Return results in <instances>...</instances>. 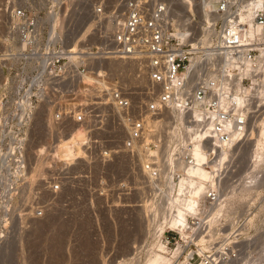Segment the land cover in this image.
<instances>
[{
    "label": "built area",
    "instance_id": "obj_1",
    "mask_svg": "<svg viewBox=\"0 0 264 264\" xmlns=\"http://www.w3.org/2000/svg\"><path fill=\"white\" fill-rule=\"evenodd\" d=\"M66 1H0L4 227L18 201L28 202L20 218L47 211L38 197L27 200V186L38 182L53 193L90 186L97 170L107 208L141 210L167 247L180 242L172 264H264V163L253 162L264 128V0H101L82 22L66 14L55 35L50 16ZM175 6H200L201 25L196 13L184 18ZM115 61L129 69L113 70ZM39 107L49 109L52 130L40 157L71 124L84 140L81 154L51 162V173L30 183L29 131ZM181 180L189 184L179 195ZM200 185L190 210L174 201Z\"/></svg>",
    "mask_w": 264,
    "mask_h": 264
},
{
    "label": "rangeland",
    "instance_id": "obj_2",
    "mask_svg": "<svg viewBox=\"0 0 264 264\" xmlns=\"http://www.w3.org/2000/svg\"><path fill=\"white\" fill-rule=\"evenodd\" d=\"M70 1L67 0L62 10L54 13L57 15L56 18L58 17L55 35L61 33V22L66 14H71L75 10L71 16L69 15L70 20L80 22L85 13L89 12V4L101 0H86L84 2L86 6H72ZM103 2L107 6H112L116 1ZM82 12V18H78V14ZM50 20L55 22L51 16ZM85 30H81L82 36ZM3 36L0 35L2 40L0 48L5 45L4 39L1 38ZM109 64L111 67L120 66L121 70L129 67L120 61ZM1 79L0 70V82ZM50 118L49 109L47 108L46 112L39 107L29 131L31 139L34 138L28 151L30 167L27 174L30 183L50 174L46 167L51 162L60 160L68 162L82 153L79 142L84 140L83 129L77 124H71L69 134L62 137L58 146L49 151L47 157H40L39 154L45 152V144L52 131ZM78 132L82 134V138L75 137ZM66 141H69L74 150V156L69 159L57 155L59 147ZM92 175L90 186L62 187L61 192L57 193L49 191V188L38 182L35 186H27L24 189L25 196L30 194L38 197L41 199L39 203L47 205V211L40 218H29L30 216L20 218V214L25 213L21 206L23 203L28 205V202L18 201L12 219L5 228L0 211V264H147L150 256L158 251V243L164 244L159 233L151 231L150 224L143 218L141 210L129 212L107 208L99 195V172L94 170ZM262 225L264 226V222ZM167 248L168 252L164 256L172 260V264L173 259L177 257L178 249L174 250L173 246Z\"/></svg>",
    "mask_w": 264,
    "mask_h": 264
},
{
    "label": "bare ground",
    "instance_id": "obj_3",
    "mask_svg": "<svg viewBox=\"0 0 264 264\" xmlns=\"http://www.w3.org/2000/svg\"><path fill=\"white\" fill-rule=\"evenodd\" d=\"M0 1H2V0H0ZM82 8V7H81ZM83 9V8H82ZM75 11V10H74ZM74 11H72V13L74 12ZM178 11H180V13H178ZM201 10H200V6H175V12L176 13H178V14H180L181 16H183L184 18H191V13L190 12H192V13H196L197 15H198V17H199V21H198V23L197 24H200L201 25V23H202V18L203 17H205L204 15L202 16V14H201V12H200ZM76 12H78V11H76ZM71 13V14H72ZM71 14H70V16H71ZM56 14H53L52 16H51V18L53 17L54 19H55V22L53 23L54 24V26H55V28H57V23H58V17L56 18ZM70 16H69V20H70ZM82 16V13H80V14H78V18H82L81 17ZM83 19H84V17H83ZM82 19V20H83ZM82 20H80V22H82ZM62 22H63V20H62ZM62 22H61V29H62ZM56 24V25H55ZM82 28H84V29H82ZM85 28H86V30H85ZM88 29H89V26L87 25L86 26V24H85V26H82L81 28H80V31L81 30H85V32H84V34H83V36L86 34V32L88 31ZM61 31V30H60ZM55 34V33H54ZM2 36H3V34H2ZM1 38H3V37H1ZM4 42H5V39H4ZM116 62V61H115ZM120 62H122V61H120ZM111 63V62H110ZM109 65H111V64H109ZM113 65V64H112ZM120 65V64H119ZM122 65V64H121ZM109 67H111V66H109ZM125 67V66H124ZM126 67H128V66H126ZM125 67V68H126ZM113 70H117L116 68H119V70L120 71H122L121 69H122V67H120V66H116V67H114V65H113V67H111ZM115 68V69H114ZM121 68V69H120ZM125 70V69H124ZM92 77H90V76H86V78H85V80L86 81H91L92 79H91ZM167 133H169V131H167L166 132V134ZM75 137H77V138H82L83 136H82V134L81 133H76L75 134ZM233 146H235V147H237L238 145L237 144H233V143H231V144H229V147H231V148H235V147H233ZM194 154L197 156V157H199L200 156V158L201 159H203L204 158V155H201V153L198 151L199 150V144L198 143H195L194 144ZM61 155L62 156V158H64V159H69V158H72L73 156H74V150H73V147L70 145V143H69V141H66L63 145H61L60 147H59V149H58V151H57V155ZM240 154H241V159L243 160V159H245V158H247L248 157V149H247V147L246 148H241V150H240ZM253 157H254V164L255 165H259V164H262V163H264V128H262L261 129V131H260V136H259V138H257V143H256V146H255V150H254V155H253ZM225 158H227V151L226 150H223V152H221L220 154H219V160L220 161H222V160H224ZM214 165H215V161H214ZM208 172L207 171H205V170H200V176H201V178L202 179H205V178H208V174H207ZM187 184H189V182H187V181H185V180H181V182L179 183V185H178V188H177V194H182L183 192H185V189H187ZM201 190H203V188H202V185H200V186H197V187H195V189L194 190H192V191H190V195L191 196H189V197H184V198H181L179 195H177V196H175V200L174 201H177V202H181L182 201V203H183V205L186 207V209H188V210H190V208H192V205L194 204V202H195V196L201 191ZM173 222L172 223H175V221L174 220H172ZM181 234V237L182 238H184V235H185V233L184 232H181L180 233ZM181 245H180V242H178L177 243V246L174 248V250L175 249H178V254H177V256L180 254V252H181ZM157 249H158V251L157 252H155L154 254H152L151 256H150V258H149V260H148V262H147V264H171V262H172V260H170V259H168L167 257H165L164 256V254H166L167 252H168V248H167V246L165 245V244H163L162 242H159L158 243V246H157ZM175 252V251H174Z\"/></svg>",
    "mask_w": 264,
    "mask_h": 264
}]
</instances>
